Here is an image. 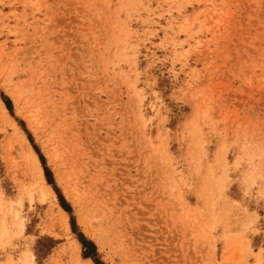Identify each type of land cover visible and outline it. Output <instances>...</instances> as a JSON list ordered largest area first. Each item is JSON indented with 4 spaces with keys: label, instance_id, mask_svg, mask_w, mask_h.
<instances>
[{
    "label": "rangeland",
    "instance_id": "374dc122",
    "mask_svg": "<svg viewBox=\"0 0 264 264\" xmlns=\"http://www.w3.org/2000/svg\"><path fill=\"white\" fill-rule=\"evenodd\" d=\"M81 235L264 264V0H0V264H95Z\"/></svg>",
    "mask_w": 264,
    "mask_h": 264
},
{
    "label": "trees",
    "instance_id": "16d2710c",
    "mask_svg": "<svg viewBox=\"0 0 264 264\" xmlns=\"http://www.w3.org/2000/svg\"><path fill=\"white\" fill-rule=\"evenodd\" d=\"M5 100H6V103L9 102L8 99H5ZM41 158H42V157H41ZM45 173H46V177H47L48 181H50V177H49V175H50V171H49L46 167H45ZM62 202H63V201H62ZM62 206H63L65 209H68L67 206H66V204H65L64 202L62 203ZM79 239H80V242H81L83 248L86 249V250L84 251L83 255H84L85 257H92L93 260H94V262H95V264H102L98 259H96V258L94 257L92 251L90 250L91 248H95V247H94V243H93L91 240L86 239V238H85L84 236H82V235L80 236Z\"/></svg>",
    "mask_w": 264,
    "mask_h": 264
},
{
    "label": "bare ground",
    "instance_id": "6f19581e",
    "mask_svg": "<svg viewBox=\"0 0 264 264\" xmlns=\"http://www.w3.org/2000/svg\"><path fill=\"white\" fill-rule=\"evenodd\" d=\"M3 106V105H2ZM4 108V107H3ZM34 160V159H33ZM35 161H36V163H37V165H38V167H40V164H39V161H38V159L36 158V156H35ZM34 167H35V165H34ZM42 180H43V177H42ZM44 181V180H43ZM43 186V185H42ZM44 190V192L43 193H46L45 191H47V192H49V193H52V191L49 189V187L47 186V185H44V188H43ZM53 194V193H52ZM62 211V210H61ZM62 214L63 215H65L66 216V214H65V212L64 211H62ZM67 230V229H66Z\"/></svg>",
    "mask_w": 264,
    "mask_h": 264
}]
</instances>
